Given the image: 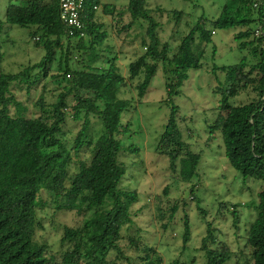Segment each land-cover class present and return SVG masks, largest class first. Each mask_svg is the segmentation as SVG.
Listing matches in <instances>:
<instances>
[{
    "label": "trees",
    "instance_id": "obj_1",
    "mask_svg": "<svg viewBox=\"0 0 264 264\" xmlns=\"http://www.w3.org/2000/svg\"><path fill=\"white\" fill-rule=\"evenodd\" d=\"M147 1L129 0L128 6L118 7L106 5L104 0H87L84 15L89 42L79 33L75 34L77 40L70 37L61 19L59 0L12 1L5 20L0 18V32L8 25L30 28L35 45L46 51L40 63L19 74L0 70V264H111V253L121 256L122 230L134 222V208L140 201L138 190L124 187L127 167L121 157L125 153V113L135 101L142 103L162 63L171 114L156 153L170 160L171 170L181 181L191 183L198 178L201 155L183 141L175 99L182 95L190 72L200 70L202 61L211 58L206 50L198 49L197 40L212 43L216 30L238 27H247L238 39L253 38L242 48L254 46L260 59L251 66L244 58L233 66L214 67L215 75L220 71L224 76L217 75L218 112L209 130L211 136L220 133L224 155L243 181L263 184L246 245L252 264H264V0H227L222 17L200 19L177 48L162 44L158 23L146 9ZM99 8L111 17L114 34L128 32L137 21L149 24V42L143 44L144 53L129 65L127 76L118 66L121 50L105 45L110 33L98 22ZM173 14L179 19L183 15L177 11ZM128 16L130 22L125 23ZM73 41L77 42L75 46ZM74 51L79 63L84 56L78 69L71 64ZM56 61L58 74L51 78L63 80L57 101L47 103L44 91L36 104L38 116H13L11 104L18 108L13 86H25L30 92L42 77L50 76ZM34 71L40 72L33 79ZM137 80L138 98H119L121 90L132 91ZM249 89L258 97L248 104L235 105L233 100ZM92 117L102 125L96 138L90 134ZM70 118L82 121L71 148L61 138ZM45 194L56 211L75 212L81 218L77 227L64 228L60 241L64 250L59 257L36 238L42 227L39 211L44 210ZM233 214L238 216L235 210ZM216 231L209 225L201 249L207 264H229L233 254L215 236ZM189 237L187 223L186 242ZM154 254L156 251L150 249L146 264H162L152 258Z\"/></svg>",
    "mask_w": 264,
    "mask_h": 264
},
{
    "label": "rangeland",
    "instance_id": "obj_2",
    "mask_svg": "<svg viewBox=\"0 0 264 264\" xmlns=\"http://www.w3.org/2000/svg\"><path fill=\"white\" fill-rule=\"evenodd\" d=\"M110 2L116 3L118 7L129 4V0ZM226 3L227 0H148L146 9L158 23L157 34L162 44L170 43L177 48L200 19L215 20L222 17ZM0 4V18L3 19L9 5L6 0H0ZM173 11L182 13L181 19ZM97 12L99 24H103L104 30L110 33L105 45L115 46L116 51L121 50L118 66L120 72L127 76L129 65L144 53L143 44L149 42V24L147 21H137L128 32L114 34L111 17L101 8ZM126 19L125 23H129V16ZM246 30L247 27L216 30L212 35V43L197 40L198 49L206 50L211 58L202 61L200 70L190 72L182 95L175 99L179 108L177 122L183 141L193 152L201 155L198 178L191 183L181 181L171 170L170 160L156 153L171 114L166 103L167 77L162 63L142 103L135 101L130 111L125 113L127 128L122 138L125 153L121 157L127 167L124 187L129 185L130 189L138 190L140 201L134 208V222L122 230L120 246L123 253L121 256L116 252L111 253L109 263L146 264L150 249H154L156 254L152 258L160 260L162 264H207L206 254L201 247L209 225H212L213 229L218 230L215 236L233 254L229 264H252L250 249L246 245L247 231L255 220L258 194L263 184L251 180L244 182L224 155L220 133L211 136L209 130L218 112L217 75L221 78L224 76L220 71L215 75L214 67L233 66L244 58L248 59L249 66L259 62L260 57L254 53V46L248 44L242 48L253 38L238 39L239 34ZM32 33V29L16 25H8L0 32V70L19 74L25 68L42 61L46 51L35 45L31 39ZM87 40L90 41L89 38ZM76 43L73 41L72 45ZM77 54L74 51L75 56L71 62L76 69L84 61L82 55L79 63ZM59 56L60 50L57 58ZM57 71L56 61L50 76L42 77L30 92L25 86H13L12 92L18 108L11 104L10 113L26 118L38 116L36 104L44 91L47 103L57 101L62 91L60 82H63L51 78L58 74ZM39 72H32V78ZM138 83V80L134 81L133 92L130 88L121 90L119 98H138ZM257 97L258 94L249 89L242 91L233 102L235 105H244ZM91 123L90 134L96 138L102 129L101 121L92 117ZM81 126L82 121L76 122L72 118L65 125L61 138L69 148L73 146ZM44 202V210L39 211L42 227L38 228L36 238L48 245L52 255L59 257L64 250L60 244L64 228L77 227L81 218L75 212L56 211L49 195H44ZM234 210L238 216L233 214ZM187 223L190 237L186 242ZM132 239L137 245L131 243Z\"/></svg>",
    "mask_w": 264,
    "mask_h": 264
},
{
    "label": "built area",
    "instance_id": "obj_3",
    "mask_svg": "<svg viewBox=\"0 0 264 264\" xmlns=\"http://www.w3.org/2000/svg\"><path fill=\"white\" fill-rule=\"evenodd\" d=\"M86 3L87 0H59L61 19L73 40L78 39L75 37L76 33H79L81 38H87L88 34L85 31L87 18L84 15ZM68 78H71V75H68Z\"/></svg>",
    "mask_w": 264,
    "mask_h": 264
},
{
    "label": "crops",
    "instance_id": "obj_4",
    "mask_svg": "<svg viewBox=\"0 0 264 264\" xmlns=\"http://www.w3.org/2000/svg\"><path fill=\"white\" fill-rule=\"evenodd\" d=\"M12 1H14V2H19V1H21V0H6V2L8 3V5H9ZM116 2H117V1H116ZM104 3H105L106 5H116V3H112V2H110V0H104ZM0 6H1V4H0ZM5 18H6V16H5ZM5 18H3V20H5Z\"/></svg>",
    "mask_w": 264,
    "mask_h": 264
}]
</instances>
